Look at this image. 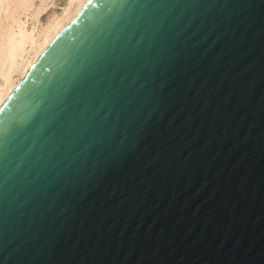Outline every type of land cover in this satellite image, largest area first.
Wrapping results in <instances>:
<instances>
[{
	"label": "water",
	"instance_id": "obj_1",
	"mask_svg": "<svg viewBox=\"0 0 264 264\" xmlns=\"http://www.w3.org/2000/svg\"><path fill=\"white\" fill-rule=\"evenodd\" d=\"M0 264H264V0L88 2L0 107Z\"/></svg>",
	"mask_w": 264,
	"mask_h": 264
},
{
	"label": "bare ground",
	"instance_id": "obj_2",
	"mask_svg": "<svg viewBox=\"0 0 264 264\" xmlns=\"http://www.w3.org/2000/svg\"><path fill=\"white\" fill-rule=\"evenodd\" d=\"M53 2L0 0V107L39 55L76 18L88 0H65L59 11H52L42 21L41 15ZM28 17L34 21L30 27Z\"/></svg>",
	"mask_w": 264,
	"mask_h": 264
},
{
	"label": "rangeland",
	"instance_id": "obj_3",
	"mask_svg": "<svg viewBox=\"0 0 264 264\" xmlns=\"http://www.w3.org/2000/svg\"><path fill=\"white\" fill-rule=\"evenodd\" d=\"M65 0H54L53 3H51L49 5V8L44 11V13L41 15V19L42 21L45 20L47 18V16L52 12V11H59L60 8H62L63 4H64ZM52 5V6H51ZM48 12V13H47ZM28 20V26L30 27V25H32L34 23V21L32 19H30V17L27 18ZM32 20V21H31ZM32 22V23H31Z\"/></svg>",
	"mask_w": 264,
	"mask_h": 264
},
{
	"label": "snow or ice",
	"instance_id": "obj_4",
	"mask_svg": "<svg viewBox=\"0 0 264 264\" xmlns=\"http://www.w3.org/2000/svg\"><path fill=\"white\" fill-rule=\"evenodd\" d=\"M88 2L91 3L92 0H88ZM69 119L72 121L73 118L70 117ZM94 131H96V130H94ZM113 131H114V129H113ZM86 132H87V129H86V128L81 130V134H82V135L85 134ZM98 134H99L101 137H103V135H104L102 131H100ZM91 143H93V144H99L100 141H99V140H96L95 138H93V140L91 141Z\"/></svg>",
	"mask_w": 264,
	"mask_h": 264
}]
</instances>
